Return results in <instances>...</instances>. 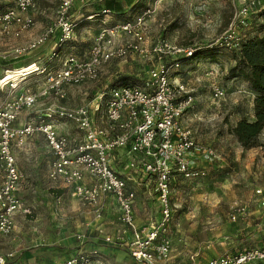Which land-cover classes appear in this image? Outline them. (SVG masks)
<instances>
[{
  "label": "built area",
  "instance_id": "2783aa9c",
  "mask_svg": "<svg viewBox=\"0 0 264 264\" xmlns=\"http://www.w3.org/2000/svg\"><path fill=\"white\" fill-rule=\"evenodd\" d=\"M77 1L88 0H60L48 25L26 43L14 48L17 54L25 55L49 45L50 53L41 67H30L27 74L21 71L19 76L23 75L10 83L6 96L0 99V234H11L14 216L26 211L16 194L24 172L13 142L21 146L26 138L39 133L52 152L48 171L51 179L62 180L66 192L92 209L97 220L104 218L105 201L116 206L115 221L122 228L114 233L99 224L92 239L126 251L136 262L162 264L168 258L169 244L158 227H165L172 220L170 192L173 181L201 176L204 169L198 162L203 158H217L215 151L196 139L191 129L183 124L184 115L193 106L194 92L187 83L173 78V68L190 59L193 49H184V58L167 63L168 54L181 49L165 38L157 39L149 47L143 45V26L155 13L157 3L162 1L155 0L133 20L115 25L101 20L85 55L78 56L73 51L64 53L63 47L78 26L71 18ZM13 2L0 12V29L19 36L23 30L34 26L33 13L38 5L36 0ZM249 2L248 5L234 6L230 26L233 22L243 23L253 13L251 8L258 2ZM119 36L124 37L122 41ZM228 42L227 48L239 49L243 43L236 36ZM130 53L156 57L159 61L150 69L143 84L105 83L92 102L76 107L59 105L46 106L41 111L36 109L38 99L45 101L51 95L64 98L65 87L95 80L111 60ZM51 60L58 63L52 65ZM35 73L42 81L41 86L34 89L20 86ZM22 78L25 80L19 82ZM7 80L5 77L4 82ZM224 92L222 87L216 86L212 96L219 99ZM67 123L76 132L64 133L61 126L66 127ZM118 150L123 151L121 159L124 162H135L154 179L160 217L142 231L134 226L135 191L123 171L115 167L114 154ZM85 178L87 182L83 181ZM257 193L260 206L264 208V192L257 190ZM244 215L246 207L242 204H234L228 213L233 221ZM127 228L131 229V235ZM77 238L84 243L88 237L79 233ZM12 256L13 252L0 254V264H9ZM103 258V253L96 249L82 250L68 255L61 264H106ZM206 264H264V245L215 256Z\"/></svg>",
  "mask_w": 264,
  "mask_h": 264
},
{
  "label": "rangeland",
  "instance_id": "374dc122",
  "mask_svg": "<svg viewBox=\"0 0 264 264\" xmlns=\"http://www.w3.org/2000/svg\"><path fill=\"white\" fill-rule=\"evenodd\" d=\"M40 1L52 19L60 0ZM105 1L75 2L71 18L78 26L63 47L64 53L73 51L78 56L85 55L101 20H105L108 25L133 20L143 7L155 2L114 0L121 5L120 11L96 14ZM249 1L162 0L143 26V45L149 47L157 39L165 38L181 49L180 52L174 50L168 54L165 59L167 63L184 58V49L200 48L196 59L183 60L179 67L173 68V78L184 81L194 92L193 106L184 115L183 124L191 129L196 139L212 148L217 155V158H203L198 162L204 169L201 176L173 181L170 192L172 220L165 227L158 225L161 236L169 244L168 258L162 264H206L215 256L264 245V208L260 206L257 193V190L264 192L263 151L261 147L244 148L232 133L237 121L253 120L255 93L246 79L239 48H227L226 44L235 36L244 42L264 35V0H256L257 5L251 8L253 13L243 23L233 22L230 26L234 6L248 5ZM13 3V0H0V12ZM91 15L95 16L89 18ZM48 17L45 20H49ZM123 38L119 36L120 41ZM26 41L21 34L14 36L0 29V98L6 96L10 82L14 80L4 82L7 76L1 75L7 70L16 72L22 66L19 61L22 57H7L15 46L19 47ZM40 53L39 48L25 55L34 58ZM57 63L54 60L52 65ZM158 63L156 57H142L133 53L113 59L95 80L65 87L64 98L51 95L45 101L38 99L36 109L41 111L46 106L59 105L76 107L90 100L92 102L105 83L121 80L143 84L150 69ZM36 78L38 80L33 81ZM41 82L35 73L22 87L34 89L37 85L41 86ZM216 86L225 91L219 99L212 96ZM61 127L64 133L76 132L70 124ZM45 146L48 148L42 135L37 133L26 138L24 144L16 148L15 154L26 173L20 183L23 184V190L19 197L26 211L14 216L12 236L0 234V254L25 251L28 255L29 252L28 264H40L37 253L41 256V249L60 246L59 241L64 247V242H69L71 236L78 242L79 233L87 236L102 221L96 220L98 218H95L92 209L86 208L85 204L67 192L60 197L51 193L53 179L49 177L46 166L48 152L51 151L49 148L47 151ZM1 174L0 167V177ZM234 204L246 207V215L235 221L228 216ZM143 211L142 208L137 210L140 215ZM153 214L159 219V203L153 208ZM157 220L154 217V221ZM66 250V247L62 249L63 255L67 253ZM50 255L49 258L53 257ZM112 264L144 263L116 254Z\"/></svg>",
  "mask_w": 264,
  "mask_h": 264
},
{
  "label": "crops",
  "instance_id": "0c3cea01",
  "mask_svg": "<svg viewBox=\"0 0 264 264\" xmlns=\"http://www.w3.org/2000/svg\"><path fill=\"white\" fill-rule=\"evenodd\" d=\"M36 1H37L38 9H37V11H35L33 13L35 24L29 30H23L21 32V36L26 40H29V39L33 38L34 36H36L38 33H40L48 25V23L51 21V18L48 17L49 16L48 13L41 6V1L40 0H36ZM46 17H48L50 19L45 20ZM40 49H41V53L34 58H32L29 55L27 56V55L17 54L16 50L12 49L10 52V55H8L7 58L8 59H14V58L22 57V59H19V61L22 63V66L20 68H18V70L16 72H12L11 70H9V71L7 70L6 73L1 75V77L7 76L6 79H9V77L12 76L11 79L13 80L15 77L19 76V74L21 73V71L25 67H27V68L28 67L30 68L33 66L41 67V65L43 63H45L46 60L49 59L48 55L50 53V47L48 45V47L43 46L42 48L40 47ZM48 49H49V51H48ZM29 57H31L30 61H28V59H30ZM26 61H28V62H26ZM49 62L54 64V60H51ZM13 81H15V79ZM25 83L26 82L21 83L20 86L24 85ZM253 119H254V117H253ZM38 137H41V136H38ZM43 139H44V137H43ZM44 141H45V139H44ZM45 143H46V141H45ZM19 147L20 146H18L17 143L14 141L13 142L14 152H15L16 148H19ZM45 149L48 151V148L46 146H45ZM123 155H124V153L122 150H118V152H116L114 154V162L116 165L115 167L123 171V173L125 174V177L128 179L129 186H131L132 189L135 191L136 198H135V202H134V211H135L134 226L139 231H142L143 229L147 228V226H149L155 222L154 217L156 220L158 219L157 216L153 214V208L156 207L158 204L157 194L155 191V183H154V179L152 177H150L147 173H145L141 169V167L139 165H137L135 162H132V164H131V163H128V161H125L126 162L125 163L121 159V157ZM48 156H49V158L47 159V164H46L47 172L50 169L52 159H53L51 152L50 153L48 152ZM18 162L20 165L19 159H18ZM20 167H21V165H20ZM24 175L26 176V173H24ZM83 181L87 182L88 180H87V178H85ZM52 188H61V189L64 188V184H63L62 180H60V179L53 180ZM22 190H23V184H21L19 186V189L16 193L18 197H20V192ZM139 208L140 209L142 208L144 210L141 215L138 214V212H137V210ZM159 208H160V206H159ZM116 210L117 209H114V204H112L110 201L104 202V205H103L104 218L101 221V225L104 226L107 231H111L114 233L116 230L122 228V226L118 225L115 221ZM91 221H92V219H91ZM97 226H98V224H97ZM96 227H94L95 230H96ZM126 230H127L128 234L131 235V229L127 228ZM89 232L90 233H88V235H87L88 238L86 241H84V243L79 242V241L75 242L73 237L71 236V237H69L70 238L69 242H64V244H66V245H64V247H62V241H59L60 246L55 245L51 249H47V248H44V250L41 249V251H43V253H41V251H39L41 253V256H39L37 253V256L39 259L38 263H40V264H60L70 254H73V253H76V252L82 251V250L92 251L93 249H96L98 252L103 253V255L105 257V258H103V260L106 264H112L113 257L116 254H122L126 257H129L130 260L134 261L128 255V253L124 250H121V249L116 248V247L102 245L101 243L97 244L98 245L97 246L96 243H99V242H96L92 239V233L93 232L95 233V231L90 230ZM10 236H12V234ZM65 247L67 248V250H66L67 253H65V255H63L62 249ZM235 251H238V250H235ZM45 252H47L48 254L46 255ZM232 252H234V251H232ZM27 254L28 255H26L25 251L24 252L20 251L17 253L14 252L12 258L9 259V264H28L27 261L29 259L30 253L27 252ZM50 254H52L53 257L49 258L51 256ZM62 256H63V258H61ZM56 259H58L60 261H57Z\"/></svg>",
  "mask_w": 264,
  "mask_h": 264
},
{
  "label": "trees",
  "instance_id": "16d2710c",
  "mask_svg": "<svg viewBox=\"0 0 264 264\" xmlns=\"http://www.w3.org/2000/svg\"><path fill=\"white\" fill-rule=\"evenodd\" d=\"M150 6L143 7L140 12H143ZM121 5L114 0H106L103 5L99 7L96 14L100 13H115L120 11ZM139 12V13H140ZM193 49L192 59L198 57L199 47H191ZM241 62L243 63L246 79L251 85L255 96L253 99V116L254 119L248 121L241 119L237 121L232 129V133L237 138L238 142L244 148L261 147L264 158V35L249 38L241 44L240 47ZM121 80L113 82L112 85L123 84ZM52 194L56 197L62 196L66 193V188L50 189Z\"/></svg>",
  "mask_w": 264,
  "mask_h": 264
},
{
  "label": "bare ground",
  "instance_id": "6f19581e",
  "mask_svg": "<svg viewBox=\"0 0 264 264\" xmlns=\"http://www.w3.org/2000/svg\"><path fill=\"white\" fill-rule=\"evenodd\" d=\"M28 70H29V67H28V68H27V67L23 68V70H22V71H23V74H27V73H28ZM23 74H21V76H22ZM21 76L15 77L14 79H15V80H16V79L18 80V78L21 77ZM11 77H12V76H11ZM11 77H9V79H11ZM6 80H7V79H6ZM23 80H25V78L20 79L19 82H21V81H23ZM7 81H8V80H7Z\"/></svg>",
  "mask_w": 264,
  "mask_h": 264
}]
</instances>
